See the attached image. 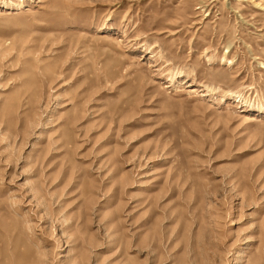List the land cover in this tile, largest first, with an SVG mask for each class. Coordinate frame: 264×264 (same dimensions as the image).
Instances as JSON below:
<instances>
[{"label":"rangeland","instance_id":"obj_1","mask_svg":"<svg viewBox=\"0 0 264 264\" xmlns=\"http://www.w3.org/2000/svg\"><path fill=\"white\" fill-rule=\"evenodd\" d=\"M262 65L264 0H0V264H264Z\"/></svg>","mask_w":264,"mask_h":264},{"label":"bare ground","instance_id":"obj_2","mask_svg":"<svg viewBox=\"0 0 264 264\" xmlns=\"http://www.w3.org/2000/svg\"><path fill=\"white\" fill-rule=\"evenodd\" d=\"M103 40L107 41L108 43L109 42H112V36L110 35H105L104 37H102ZM262 67H264V65H262Z\"/></svg>","mask_w":264,"mask_h":264}]
</instances>
